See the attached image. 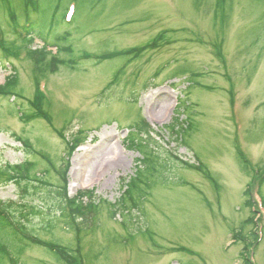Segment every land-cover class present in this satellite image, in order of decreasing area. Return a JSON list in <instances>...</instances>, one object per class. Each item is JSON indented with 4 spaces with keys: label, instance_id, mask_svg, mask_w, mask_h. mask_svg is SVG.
<instances>
[{
    "label": "rangeland",
    "instance_id": "374dc122",
    "mask_svg": "<svg viewBox=\"0 0 264 264\" xmlns=\"http://www.w3.org/2000/svg\"><path fill=\"white\" fill-rule=\"evenodd\" d=\"M20 2L0 0L4 46L20 48L17 57L0 48V86L17 75L15 90L0 95V202L13 219L76 264H241L243 250L264 264V0H38L25 9L34 27L27 48L37 52L27 59L11 30L23 24ZM130 49L138 50L109 56ZM35 79L50 121L30 106ZM17 105L32 117L20 120ZM160 106L158 118L145 112ZM141 122L155 135L167 182L151 185L139 208L134 194L135 205L127 200V212L114 214L109 205L142 159ZM26 162L29 179L13 182L25 170L7 174L8 166ZM35 178L54 193L61 186L68 199L81 192L85 206L96 201L95 214L89 206L83 214V232L66 225L67 211ZM251 198L263 205L256 222ZM5 239L0 230V244ZM19 247L20 254L9 248L18 264H69L32 241Z\"/></svg>",
    "mask_w": 264,
    "mask_h": 264
},
{
    "label": "trees",
    "instance_id": "16d2710c",
    "mask_svg": "<svg viewBox=\"0 0 264 264\" xmlns=\"http://www.w3.org/2000/svg\"><path fill=\"white\" fill-rule=\"evenodd\" d=\"M32 2H33V0H21L20 6L17 7V10L19 8H21V10L19 11L21 16L24 17L23 19H27L26 22H28L26 25H28L29 28L23 27V29H24L25 34H26L25 42H27L29 44L34 39V36L32 35L34 27H33V22L28 20V12L25 13V11H26L25 9L29 8L31 6ZM8 11H9V14H8L9 18L13 22H17L18 21V15L16 14V16H15L13 12H11L10 10H8ZM13 30H14V28H13ZM0 35H2L1 32H0ZM0 48L6 53V55L11 53V50L5 48L4 40L1 38V36H0ZM27 52H28V55H32V56H34L37 53V52L31 51V50H29ZM36 58L37 57H34V58H32V60L36 61ZM16 84H17V75H16V72L14 70V73L9 75L7 77V79L4 81L3 85L0 86V95H4L7 93H11V91H14ZM16 96L19 97V93H16ZM32 105L36 108V110L38 112V113L35 112L37 116L40 115V116H42V118L50 121V118L47 117V115H46L47 113L44 109V107L47 108V104L45 103V100L43 99L42 94H40L37 90L35 92L34 98L30 101V106H32ZM186 109H188V106H186ZM16 111L19 114L20 120H26L25 117L27 116L26 115L27 112H24L20 105L16 106ZM32 115H30L29 117H26V118L29 119L30 117H32ZM24 122H26V121H24ZM191 126H192V124L188 123L186 125L185 130H190ZM171 128L173 129V134L175 136L181 135V134L177 133V130H178L177 126H172ZM135 129L137 131V135L139 136V138H138L139 140L135 144H136L138 151L142 154V159H140L138 161V165H136L134 176L131 177L129 179V181L123 186L124 189L122 191V195H121L119 201L116 204L109 205L112 208L111 211L114 214L119 212L120 210H122L123 212H125V211L127 212V210H128L126 207L127 200L128 201L130 200L133 203V205H135L134 199H133L134 194L137 195V198H138L137 203H138V208H139V205L141 204L142 199L146 196L147 190L150 188L151 185L153 186L156 183L165 184L167 182V177L164 174V170L166 168V167H164L165 164L160 163L158 161V155L152 149V146L154 144H156V141H155L156 139H155V137H153L155 135L152 133V131H150L148 125L145 122L136 123ZM150 145H151V147H150ZM173 158L177 161V159L175 157H173ZM183 164H185V163H183ZM22 169L25 170V172L21 173V174L20 173H17V174L21 175V178L29 179L28 173H29V171H31L32 165L30 163H27V162L21 166H18V167L8 166L7 174L10 172H13V171L15 172L16 170H22ZM149 181H151V182H149ZM36 182H38L39 184L42 185V189L43 188L47 189V188L53 187L52 185H49V183H47L46 181H43L41 179H37ZM140 185H143V186L140 187ZM26 188H27V186L25 185V187L23 189L21 188V190L24 193H26ZM59 189L60 190L55 191V193L50 191L49 189H47L45 191L43 190V193L47 197H51L56 202L61 214H63L65 210L67 211L69 221L67 222L66 225L69 228L73 227L74 232H82V230H81L82 228L80 226L83 223L78 222V220H82L79 218L83 217V214L87 211V208H86L87 206H89L95 214V211H96L95 208H96L97 203L91 202L87 206H85V204H83L82 201L79 200V198L67 199L65 196V193H64V189L62 187ZM248 205L251 206L250 201H248ZM8 209H9L8 205L6 206L3 203H0V230L2 232L6 233V239L4 240V243L0 244V248H1L0 249V264H1L2 259L4 260L5 258H7L9 262L11 261L15 264L16 260L14 258H12V256H14V254L11 251V249H9V248H11V247L12 248L18 247V249L20 248L19 250H16L17 253L20 254L21 247H19V246H20V244H22L25 241L26 235H28V233H29L27 226L21 225L18 222H15L12 220V215L8 211ZM134 209H136V208H134ZM253 218H254V215H252L251 221H253ZM250 236H252V238H254L253 231L250 233ZM242 252L243 253H241V258H242L241 264H251V262L248 260V258L245 257L246 250H243ZM3 253H5V255H3Z\"/></svg>",
    "mask_w": 264,
    "mask_h": 264
},
{
    "label": "bare ground",
    "instance_id": "6f19581e",
    "mask_svg": "<svg viewBox=\"0 0 264 264\" xmlns=\"http://www.w3.org/2000/svg\"><path fill=\"white\" fill-rule=\"evenodd\" d=\"M164 108L165 107H159L157 110H155V109H152V108H148L147 109V111H145L146 112V114H148L150 117H154V118H158V117H160V116H162L163 114H164ZM109 155H112L111 157H109L110 159H109V161H113V163L115 164V165H117V164H119V155L117 154V152L115 151V149L114 148H110V152H109ZM104 163L105 162H102L99 166H98V168H97V172H98V174H100V173H102V172H104V169H106V165H104ZM228 171H231V173H230V175H232V173H233V171H232V169L230 170L229 168H228Z\"/></svg>",
    "mask_w": 264,
    "mask_h": 264
}]
</instances>
